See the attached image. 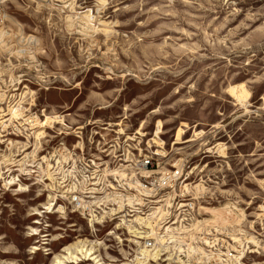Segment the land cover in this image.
<instances>
[{
    "label": "rangeland",
    "instance_id": "1",
    "mask_svg": "<svg viewBox=\"0 0 264 264\" xmlns=\"http://www.w3.org/2000/svg\"><path fill=\"white\" fill-rule=\"evenodd\" d=\"M124 107L183 175L151 205L101 156L72 202L56 116ZM0 264H264V0H0Z\"/></svg>",
    "mask_w": 264,
    "mask_h": 264
},
{
    "label": "built area",
    "instance_id": "2",
    "mask_svg": "<svg viewBox=\"0 0 264 264\" xmlns=\"http://www.w3.org/2000/svg\"><path fill=\"white\" fill-rule=\"evenodd\" d=\"M102 109H104L102 108V106L96 108V110H102ZM62 116L65 117V120L70 123L68 126H70L71 129L68 130L62 129L61 124H58L57 121H54V123L60 125L63 133H65L66 135H72L75 138V140L76 138H83V147H84V154L82 155L83 175H74V162H75L74 157H75L76 142L69 144V142L65 141V143L59 147L58 155L61 157L62 162L63 161L66 162L65 164L67 166L65 167V165H61V171L63 172V176L65 177L62 180V184L65 183L64 185L66 186L70 182H73L68 178L66 179V177L73 178L74 176H80L77 179H74L75 182L74 184L76 185V187H78L77 190H83V195H85L83 196V198L92 196V194H87V192L92 190L93 187L97 188L95 186L96 183L93 182L92 179L96 178V174L99 172V170L94 169L93 167L98 166V164L94 160L101 159V156L108 157L111 160L112 164L114 165L115 170L113 172L108 173L107 176L114 177V180L118 182L117 184L118 188H123L122 185L123 186L127 185L126 189L135 190V188H137L140 191L141 187L144 186L146 188L151 189L150 194L158 193L157 195L160 198H162L163 195L160 196L159 191H163L164 186L165 187L170 186V181L172 180L173 177H179L183 175V167L181 168L180 166L179 171L178 170H173V171L168 170L166 172L161 171L160 172L161 174L158 176L152 175L149 178H141V181L143 183L137 180L136 170L143 169L149 166H158V167L160 166V161H161L160 158L162 156V152L160 149L162 147V132H163V124L160 123L161 121H157L155 123L153 131L150 132L149 134L146 131V129L143 127V125L145 124V119L138 122V128L136 129L134 128L135 127L134 123L131 122L130 119L131 114L129 110L126 109V107H124L121 114L114 115L110 117V119L108 120L102 117L95 116L94 112L90 117L87 118L80 116L79 114L72 115L71 113H67L66 115H62ZM27 131L28 130L26 131L24 130V132ZM177 141L178 140H176V142ZM130 145H137V147H139V156L137 157L129 156ZM87 147H96L97 158H89L87 154ZM152 147H154L155 149L153 150ZM67 160H69V162L72 163H67ZM194 168H198V166L193 167V170H197ZM199 171L201 172L203 171V169H200ZM186 180L187 177L184 179V181ZM132 181L134 182V184H136V181H138L140 186L130 187L128 183L130 182L131 184H133ZM91 183H95V184L92 185ZM66 188L67 187H65V189ZM118 188L115 186V189L113 190H117ZM142 194L144 193L141 191L138 193V195L148 197ZM114 196L118 197L119 195H114ZM94 198H98V197L96 196ZM94 198H87V199H94ZM138 198L142 199L143 202L142 205H137L140 207L137 208H139L140 211L147 213L149 209L145 211V208L148 205V203L144 202V198L140 196ZM79 199L81 202H86L82 200L81 197L80 198L76 197V192H74V200L72 202L76 201L79 203ZM148 199H152L150 200V203L151 205H153L152 201L154 200V198L149 197ZM181 203L182 202L180 200V204ZM131 213L135 214V212H131Z\"/></svg>",
    "mask_w": 264,
    "mask_h": 264
},
{
    "label": "bare ground",
    "instance_id": "3",
    "mask_svg": "<svg viewBox=\"0 0 264 264\" xmlns=\"http://www.w3.org/2000/svg\"><path fill=\"white\" fill-rule=\"evenodd\" d=\"M66 0H63V2H65ZM86 16H89V14L88 15H86ZM228 91L230 92V94L232 95V96H234V97H236L237 98V100L238 101H243V100H245L246 98H247V96L248 95H250V92L246 89V87L243 85V84H238V85H234V86H230L229 87V89H228ZM246 101V100H245ZM15 109V108H14ZM13 111V110H12ZM17 111V110H16ZM14 112V114H12V115H14V116H16L18 113L17 112ZM12 113V112H11ZM6 116V115H5ZM56 117H58V118H62L63 116H56ZM51 118V117H50ZM11 120V119H10ZM51 120V119H50ZM49 120V121H50ZM6 121V120H5ZM9 121V120H8ZM4 122V121H3ZM51 122V121H50ZM49 122V123H50ZM47 122H45V124H46ZM79 139H81V138H79ZM82 141V140H81ZM80 141V142H81ZM63 143V142H62ZM82 145V144H81ZM79 146V145H78ZM136 148V147H135ZM87 151H91L90 153H88L87 152V154H88V156H89V158H97V149H96V147H87ZM134 149H133V147L130 145V149H129V156L130 157H137V156H139V154H137V155H135L134 154ZM84 154V148L82 147V148H79L78 149V153L76 152V149H75V157L79 160V159H82L83 160V155ZM76 161V160H75ZM82 163H83V161H81L80 163H79V166L74 162V175H83V165H82ZM156 166H149V167H146V168H143V169H138V170H136V177L138 178H149V177H151L152 175H154L153 173L154 172H156V168H155ZM67 171H69V170H67ZM72 184H73V190H70V188H68L67 189V191H74V192H76V197H79V195H83V190H79V192H78V190H77V188L78 187H76V185L74 184L75 182H71ZM92 185H94L95 183H91ZM129 185H130V187L131 186H140V184H139V182L138 181H136V184H131L130 182L128 183ZM67 186V185H66ZM110 188H112V189H115V186H111ZM137 189V188H136ZM138 191H139V189H138ZM140 191L141 192H143L144 194H142V195H147V194H149L150 195V193L148 192V191H151V189H149V188H146V187H141V189H140ZM139 191V192H140ZM74 192L69 196V198H72V200H74ZM147 192V193H146ZM102 192L99 190V188H95V187H93L92 188V190H90L89 192H87V194H92V196H90V197H87V198H94V197H96L97 196V194H101ZM158 194V193H157ZM156 193H154V196L153 197H155L154 198V200L152 201L153 203H157L158 201H160L158 198L156 199V196L158 197V195H157ZM81 197V196H80ZM83 197V196H82ZM152 197V196H151ZM138 200H139V202H137L138 203V205H142V199H140V198H137ZM154 205V204H153ZM139 207V206H138ZM140 208V207H139ZM137 209V210H139L140 211V209ZM53 211V210H52ZM142 212V211H141ZM94 254V253H93ZM91 257V256H90Z\"/></svg>",
    "mask_w": 264,
    "mask_h": 264
}]
</instances>
